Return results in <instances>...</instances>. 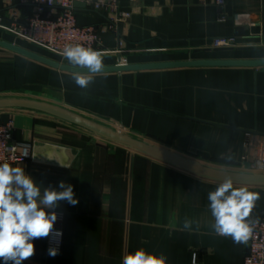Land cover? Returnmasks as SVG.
<instances>
[{
  "label": "crops",
  "instance_id": "crops-1",
  "mask_svg": "<svg viewBox=\"0 0 264 264\" xmlns=\"http://www.w3.org/2000/svg\"><path fill=\"white\" fill-rule=\"evenodd\" d=\"M98 1L77 0V23L97 25L104 65L185 60H264V0H227V21L218 20L214 0H118L131 12L118 30L107 28ZM6 0H0V15ZM10 5L21 19L31 6ZM11 18H3L8 26ZM234 36L231 49H208L215 37ZM0 38L61 60L0 27ZM120 40L123 45L120 46ZM68 63V62H66ZM0 97L55 104L198 161L247 170V144L264 139L263 66H186L102 72L87 89L71 72L52 68L0 47ZM14 119V139L31 144L24 168L41 187L73 186L78 204L54 209L63 233L61 252L48 255V238L33 241L35 254L22 264H122L123 256L144 248L163 253L168 264H242L246 244L218 236L207 199L222 182L206 179L159 159L115 144L46 113L0 109V121ZM231 156V159H227ZM53 158V159H49ZM250 220L264 213V187ZM190 231L182 230L185 219ZM0 264H4L0 259ZM11 264V262H9Z\"/></svg>",
  "mask_w": 264,
  "mask_h": 264
},
{
  "label": "clouds",
  "instance_id": "clouds-1",
  "mask_svg": "<svg viewBox=\"0 0 264 264\" xmlns=\"http://www.w3.org/2000/svg\"><path fill=\"white\" fill-rule=\"evenodd\" d=\"M62 56L72 66L71 79L81 89H87L95 76L104 70L103 53L82 45H66ZM86 69L87 71H82ZM53 159V158H49ZM227 159H231L228 156ZM24 168L0 163V259L4 264H22L35 254L33 241L39 238L63 233L54 230L59 202L67 201L77 205L73 186L59 182V189L41 187ZM207 199L214 222L210 225L218 236L231 237L236 244H247L252 233V216L261 193L251 191L247 186H234L231 178H226L215 190L209 191ZM192 221L185 219L182 230L190 231ZM59 254L58 247H49L48 255ZM122 264H168L165 254L149 253L138 248L123 256ZM192 264H196L193 255Z\"/></svg>",
  "mask_w": 264,
  "mask_h": 264
},
{
  "label": "built area",
  "instance_id": "built-area-1",
  "mask_svg": "<svg viewBox=\"0 0 264 264\" xmlns=\"http://www.w3.org/2000/svg\"><path fill=\"white\" fill-rule=\"evenodd\" d=\"M77 0H20L21 3L31 6L30 14L21 19L14 12L10 2L6 0L5 11L0 15V27L10 32L16 39H21L37 48L57 55L62 62H68L62 52L66 45H82L103 53L113 52L103 49L97 25L81 26L77 23L76 6ZM142 0H130L132 4H138ZM227 0H214L218 9V20L227 21L229 16L226 12ZM95 8L107 12L108 26L111 30H118L119 23L130 18L131 12L123 11L119 7L118 0L98 1ZM11 18L10 25L3 24L4 16ZM123 41L120 40V46ZM237 46L234 36L213 38L208 49H231ZM15 122L11 118L8 122L0 121V163L7 162L10 165L29 161L31 159V144L14 139ZM243 163L249 164L250 170L264 174V139L257 144L249 140L247 150L243 157ZM253 233L246 244V253L242 264H264V213L261 217L252 219ZM54 230L61 229L54 226ZM62 232V231H61ZM63 246V235L60 238L50 236L47 239L46 250L49 247H58L59 253Z\"/></svg>",
  "mask_w": 264,
  "mask_h": 264
},
{
  "label": "water",
  "instance_id": "water-1",
  "mask_svg": "<svg viewBox=\"0 0 264 264\" xmlns=\"http://www.w3.org/2000/svg\"><path fill=\"white\" fill-rule=\"evenodd\" d=\"M75 6H84V2H75ZM0 47L26 56L37 62L45 64L55 69L65 72H72L73 68L69 63L51 58L37 51H33L14 42L0 38ZM263 66L264 60H185L176 62L148 63V64H123L117 63L105 66L103 72H123L139 69L174 68L186 66ZM82 71H87L86 69ZM27 108L46 113L50 116L62 119L69 123L88 130L96 136L106 139L115 144L131 148L137 152L146 154L153 158L164 161L180 169L189 171L206 179L223 182L226 178H231L234 184L251 185L264 187V174L255 173L250 170H234L210 165L181 153L171 151L162 146L147 140L122 133L96 120L48 102L20 98V97H0V109L4 108ZM249 169L250 165H245ZM25 263L24 261H22Z\"/></svg>",
  "mask_w": 264,
  "mask_h": 264
},
{
  "label": "rangeland",
  "instance_id": "rangeland-1",
  "mask_svg": "<svg viewBox=\"0 0 264 264\" xmlns=\"http://www.w3.org/2000/svg\"><path fill=\"white\" fill-rule=\"evenodd\" d=\"M60 61V60H59ZM109 125H111L112 127L111 128H113V129H116V130H118V131H120V132H122V133H125V134H128V132H124L121 128H119V126L118 125H116V124H109ZM128 135H130V134H128ZM136 137H138V136H136ZM183 155H185V156H188V157H191L190 155H188V154H184V153H182Z\"/></svg>",
  "mask_w": 264,
  "mask_h": 264
}]
</instances>
